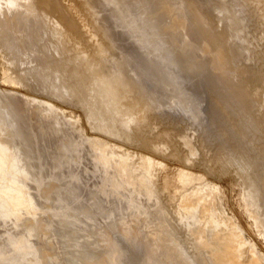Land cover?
<instances>
[{"label":"rangeland","instance_id":"1","mask_svg":"<svg viewBox=\"0 0 264 264\" xmlns=\"http://www.w3.org/2000/svg\"><path fill=\"white\" fill-rule=\"evenodd\" d=\"M146 1L0 0L1 264H264V0Z\"/></svg>","mask_w":264,"mask_h":264},{"label":"bare ground","instance_id":"2","mask_svg":"<svg viewBox=\"0 0 264 264\" xmlns=\"http://www.w3.org/2000/svg\"><path fill=\"white\" fill-rule=\"evenodd\" d=\"M139 1H140V0H139ZM147 1H148V0H147ZM147 1H146V2H147ZM141 2H142V1H141ZM141 2H140V4L143 3V2H142V3H141ZM146 2H144V3L147 4L146 6L149 7L150 5H148V3H146ZM149 4H150V3H149ZM134 5L137 6V5H136V2L134 3ZM135 6H134V8H135ZM140 6H141V5H140ZM137 7H138V6H137ZM142 7H143V6H142ZM145 8H146V7H145ZM136 9H138V8H136ZM173 24H174V22H173ZM174 25H175V24H174ZM172 28H173V27H172ZM152 34H153V33H152ZM155 36H156V35H155ZM155 40H156V39H155ZM157 40H158V38H157ZM161 40H162V39H161ZM155 43H157V42H155ZM160 43H161V42H160ZM163 45H164V44H163ZM168 45H169V44H168ZM157 46H158V44L156 45V47H157ZM159 47H160V46H159ZM161 47H162V45H161ZM161 47H160V48H161ZM164 47H165V45H164ZM170 48H171V47H170ZM161 49H162V48H161ZM158 50H160V49H158ZM165 50H166V49H165ZM165 50H164V51H165ZM167 50H168V49H167ZM168 51H169V50H168ZM160 52H162V50H160ZM160 52H159V54H160ZM165 52H166V51H165ZM169 52H170V51H169ZM168 54H169V53H168ZM170 54H171V55H169L170 57H169L168 61L170 62L171 66H172V69H173V71H174V70H176L175 68H176V65H178V64H176V61H175L176 58H175V56L173 57V55H172L173 52L170 53ZM160 55H161V54H160ZM162 55H163V52H162ZM166 57H168V55H166ZM178 60H179V59H178ZM178 60H177V61H178ZM177 63H178V62H177ZM173 71H171L172 74H173ZM174 72H175V71H174ZM176 72H177V71H176ZM175 74H176V73H175ZM119 80H120V79H119ZM123 81H124V80H123ZM144 81H145V80H144ZM97 82H99V81H97ZM105 83H106V81H105ZM124 83H125V82H124ZM117 84H118V83H117ZM129 84H130V83H129ZM113 85H114V84H113ZM122 85H125V84H122ZM119 86H120V85H119ZM119 86H118V87H119ZM124 87H125V86H124ZM124 87H123V89H124ZM113 88H114V87H113ZM115 88H116V87H115ZM112 90H113V89H112ZM125 90H126V89H125ZM113 91L115 92V90H113ZM117 92H118V91H117ZM129 92H130V91H129ZM93 93H94V92H93ZM117 94H118V93H117ZM91 98H92V97H91ZM91 98H90V99H91ZM123 98H124V97H123ZM125 98H126V97H125ZM125 98H124V99H125ZM93 100H94V99H93ZM115 101H116V100H115ZM107 104H108V103H107ZM1 105H2V104H1ZM1 105H0V106H1ZM2 106H3V105H2ZM2 106H1V107H2ZM93 107H94V105H93ZM120 107H121V106H120ZM11 108H12V109H10L11 113H12L13 109L16 110V108H15L14 105H12ZM115 108H116V107H115ZM124 108H125V106H124ZM8 109H9V108H8ZM8 109H7V110H8ZM108 109H109V108H108ZM116 109H118V108H116ZM5 110H6V109H5ZM1 111H2V110H1ZM16 111H17V110H16ZM119 111H121L120 108L118 109V112H119ZM2 112H3V111H2ZM6 112H7V111H5V113H6ZM115 112H116V111H115ZM0 114H1V113H0ZM3 114H4V113H3ZM13 114H14V111H13ZM116 114H117V113H116ZM116 114H115V116H116ZM136 114H137V112L134 111V108H133L132 111H130V117H128V118L132 120V119L135 118V115H136ZM113 115H114V112H113L112 116H113ZM119 115H120V113H119ZM128 115H129V114H128ZM3 116H4V115H3ZM3 116H2V117H3ZM120 116H122V115H120ZM126 116H127V115H126ZM126 116H125V118H126ZM118 117H119V116H118ZM122 117H124V116H122ZM0 118H1V117H0ZM128 118H127V120H128ZM3 119H4V117H3ZM113 119H115V118H113ZM116 119L119 120V118H117V116H116ZM4 120H5V119H4ZM21 120H22V119H21ZM117 120H116V121H117ZM1 121H2V120H1ZM22 122H23V121H22ZM121 123H122V124L124 123V125H125L126 120H125V121L122 120ZM21 126H23V125H21V122H16V126H15V128H14V131H16L15 133H16V136H17V137H18L19 134H20ZM122 128H123V127H122ZM21 132H22V131H21ZM119 132H120V131H119ZM30 133H31V131H30ZM23 134H24V133H23ZM21 137H22V136H21ZM2 146H3V145H2ZM61 146H62V145H61ZM61 146H59V147L61 148ZM59 147H58V149H59ZM62 147H63V146H62ZM1 149H2V148L0 147V150H1ZM5 149H6V147H5ZM58 149H57V151H58ZM3 150H4V149H3ZM11 151H12V150H11ZM62 151H63V149L60 151L59 155L61 154ZM0 152H1V151H0ZM9 152H10V151H9ZM9 152H8V154H9ZM12 152H13V151H12ZM18 152H19V155H18V158H16V163H14V164H15L16 166L25 165L24 162H22V161L24 160V158H22V157H23V156H22L23 154H21V152H20V150H19V147H18ZM58 152H59V151H58ZM2 153H3V152H2ZM2 153H1V154H2ZM4 153L6 154V157H7V156H8L7 152L5 151ZM1 154H0V162H1V161L4 162V161H5L4 158L2 159L1 157H3V155H5V154H3L2 156H1ZM9 156H12V153L9 154ZM7 158H8V157H7ZM10 158H11V157H9V159H10ZM13 158H14V157H13ZM43 158H44V160H45V157H43ZM43 158H42V159H43ZM3 160H4V161H3ZM11 160H12V159H11ZM11 160H9V161L11 162ZM6 161L9 162L8 160H6ZM7 162H5V163H7ZM43 162H44V161H43ZM12 164H13V162H12ZM62 164H64V163H62ZM62 164H61V163H60V164L58 163V165H62ZM116 164H117V163H116ZM4 165H6V164H4ZM56 165H57V163H56ZM56 165H55V166H56ZM11 166H12V165H11ZM11 166H9V167H11ZM62 166H63V165H62ZM1 168H2V167H1ZM1 168H0V170H1ZM13 168H14V165H13ZM57 168H59V166H58ZM2 169H4V168H2ZM53 169H54V168H53ZM60 169H62V168H60ZM26 170H27V169H26ZM59 171H60V170H59ZM54 172H55V170H54ZM0 173H1V172H0ZM64 173L66 174V172H64ZM64 173H63V174H64ZM144 173H145V172H144ZM2 174H3V173H2ZM55 176H56V175H55ZM63 176H64V175H63ZM72 177H73V176H72ZM126 177H127V176H126ZM2 178H4V177H2ZM50 178H51V177H50ZM56 178L59 179L60 177L58 178V176H57ZM66 178H67V177H66ZM69 178H70V177H69ZM89 178H90V177H89ZM20 179H21V178H20ZM63 179H65V178H63ZM5 180H6V179H5ZM10 180H11V179H10ZM13 180L15 181V178H13ZM16 180H17V177H16ZM69 180H70V179H69ZM69 180H68V181H69ZM72 180H73V179H72ZM0 181H1V180H0ZM60 181H61V180H60ZM63 181H64V180H63ZM65 181H66V180H65ZM68 181H66L65 183H67ZM2 183H4V182L2 181ZM5 183H6V182H5ZM5 183H4V185H7V184H8V181H7L6 184H5ZM12 183H13V182H12ZM82 183H83V182H82ZM53 184H54V183H53ZM67 184L70 186V182H68ZM67 184H64V185H65V186H64L65 189H66V185H67ZM71 184H73L72 188L74 189V190H72V188L69 187L70 190L74 191V194H73L74 196L72 195V197L74 198L75 196H77V198H78V197L81 195L83 189H82V187L80 186L79 182H75V184H74L73 182H71ZM8 185H9V184H8ZM58 185H59V184H58ZM58 185H57V186H58ZM62 185H63V183H62ZM68 185H67V187H68ZM0 186H2V185L0 184ZM2 187H3V186H2ZM6 187H7V186H6ZM61 187H62V186H61ZM102 187H103V186H102ZM111 187H112V186H111ZM4 188H5V187H4ZM57 188H58V187H57ZM1 189L3 190V188H1ZM62 189H63V190H62ZM62 189H61V190H62L63 192H65L64 188H62ZM2 190H0V191H2ZM61 190H60V192H61ZM66 190H67V189H66ZM5 191H6V190H5ZM5 191H3V192H4L5 195H6L7 193H6ZM72 191H71V192H72ZM67 192H69V190H68ZM111 192H112V191H111ZM0 193L2 194V192H0ZM10 193H12V192H10ZM90 193H91V192H90ZM90 193H89V194H90ZM60 194H62V197H63L64 194H63V193H60ZM66 194H67V193H66ZM66 194H65V195H66ZM69 194H70V192H69ZM85 194H86V193H85ZM70 195H71V194H70ZM83 195H84V194H83ZM86 195H88V193H87ZM12 196H13V195H12ZM91 196H93V195H91ZM193 196H194V195H193ZM193 196L191 197V199L189 198L190 200L188 199L190 202H191V200L194 198ZM6 197H7V196H6ZM6 197H5V198H6ZM13 197H14V196H13ZM62 197H61V199H62ZM67 197H69V196H67ZM72 197H71V198H72ZM84 197H85V196H84ZM89 197H90V196H89ZM197 197H198V196L196 195L195 198H197ZM64 198H65V197H64ZM195 198H194V199H195ZM8 199H9V201H10V197H8ZM14 199H15V198H14ZM61 199H60V200H61ZM82 199H83V198H82ZM82 199H80V201H81ZM84 199H85V198H84ZM84 199H83V200H84ZM89 199H90V198H88V200H89ZM67 200H69V199H67ZM90 200H91V199H90ZM93 200H95V199H93ZM188 200H187V201H188ZM61 201L63 202V199H62ZM64 201H65V200H64ZM84 201H85V200H84ZM95 201H96V200H95ZM187 201H186V202H187ZM193 201H194V200H193ZM198 201H199V200H198ZM5 202H6V201H5ZM62 202H61V203H62ZM69 202H71V201H68L67 203H69ZM72 202H73V201H72ZM72 202H71L70 205L73 204ZM74 202H76V199H75ZM89 202L91 203V201H89ZM190 202H189V203H190ZM200 202H201V200H200ZM200 202H199V204H200ZM7 203H8V200H7ZM59 203H60V202H58V204H59ZM78 203H79V201H78ZM81 203H82V202H81ZM86 203H87V202H86ZM95 203H96V202H95ZM95 203H94V205H95ZM97 203H98V202H97ZM193 203H195V202H193ZM196 203H197V201H196ZM196 203L194 204L195 206L192 204L195 208L197 207V206H196ZM9 204H10V203H9ZM199 204H198V205H199ZM203 204H204V203H203ZM60 205H61V204H60ZM60 205H59V206H60ZM67 205H69V204H67ZM67 205H66V206H67ZM70 205H69V206H70ZM74 205H75V204H74ZM74 205H73V206H74ZM80 205H81V204H80ZM80 205H79V206H80ZM89 205H90V204H89ZM99 205H100V204H99ZM185 205H186V207H187V204H186V203H185ZM192 205H191V207H192ZM54 206H55V205H54ZM66 206H65V207H66ZM73 206H72V209H71V207H70V209L72 210V211H71L72 213H73ZM76 206H77L76 209H75V207H74V213H75V211H76L77 209H78V210H77L76 212H78V211L81 210L82 213H83V210H82L83 208L81 209V207H80V209H79V208H78V205H76ZM96 206H97V205H95V207H96ZM201 206H202V204H201ZM201 206H200V208L203 207V206H202V207H201ZM62 207L64 208V206H62ZM87 207H88V203H87L86 208H87ZM89 207H90V206H89ZM89 207L87 208V209H88V212H89ZM191 207H190V208H191ZM194 207H193V208H194ZM55 208H56V207H55ZM57 208H58V207H57ZM66 208H67V207H66ZM195 208H194V209H195ZM198 208H199V207H197V209H198ZM64 209H65V208H64ZM84 209H85V208H84ZM92 209H93V208H91V210H92ZM97 209H98V208H97ZM188 209H189V207H188ZM91 210H90V211H91ZM94 210H95V209H94ZM68 211H69V210H68ZM88 212H87V214H88ZM69 213H70V211H69ZM80 213H81V212H80ZM80 213H79V214H80ZM84 213L86 214V209L84 210ZM89 213H90V212H89ZM91 213H93V211H92ZM0 214H1V213H0ZM70 214H71V213H70ZM93 214L95 215V213H93ZM73 215H74V214H73ZM88 215H89V216H90V215L93 216L92 214H88ZM70 217H71V216H70ZM71 218H73V217H71ZM87 218H88V217H87ZM95 218H96V217H94L93 219H95ZM202 220H203V219H202ZM94 221H95V220H94ZM198 221H199V220H198ZM91 222H92V221H91ZM202 224H203V222H202ZM202 224H201V225H202ZM89 225H90V224H89ZM198 225H199V224H198ZM56 226H57V225H56ZM200 230H201V229H200ZM224 241H225V240H224ZM229 241H230V240H229ZM234 242H235V241H234ZM234 242H233V243H234ZM222 244H224V243H222ZM228 244H229V243H228ZM222 246H223V245H222ZM226 246H227V244H226ZM228 246H230V244H229ZM228 246H227V247H228ZM233 247H234V246H233ZM236 247H237V246H235V248H236ZM223 249H224V248H223ZM232 249H233V248H232ZM232 249L230 248V250H232ZM227 250H228V248H227ZM227 250H225V251H227ZM221 251H222V250H221ZM223 251H224V250H223ZM223 251H222V252H223ZM235 251H236V250H235ZM230 252H231V251H230ZM227 253H228V251H227ZM227 253H226V255H227ZM224 254H225V253H224ZM232 254H234V252H232ZM232 254H231V255H232ZM13 255H14V254H13ZM17 255H18V254H17ZM236 255H237V254H236ZM10 256H11V255H10ZM10 256H8V257H10ZM20 256H21V255H20ZM20 256H19V257H20ZM229 256H230V255L228 254L227 257H229ZM11 257H12V256H11ZM16 257H17V256H16ZM36 257H37V256H36ZM222 257L225 259L226 256L224 257V255H223ZM223 258H222V260H223ZM4 259H6V257H5ZM4 259L2 258V260H4ZM7 259H9V258H7ZM215 259L217 260V257H216ZM10 260H11V259H10ZM24 260H25V258H24ZM31 260H32V258H31ZM31 260H29V261L32 262ZM80 260H81V259H80ZM83 260H84V259H83ZM225 260H226V259H225ZM225 260H223V261H225ZM227 260L229 261L228 258H227ZM4 261H5V260H4ZM6 261H7V260H6ZM8 261H9V260H8ZM223 261H222V262H223ZM26 262H27V261H26ZM81 262H82V261H81ZM84 262H85V263H84ZM102 262H103L102 257L96 255V256H93L92 261H85V260H84V261H83V264H101ZM218 262L220 263L219 258H218ZM6 263H7V262H6ZM74 263H75V262H73V264H74ZM219 263H217V264H219ZM223 263H224V262H223ZM225 263H226V261H225ZM230 263H231V262H230ZM0 264H1V263H0ZM10 264H11V263H10ZM71 264H72V263H71ZM226 264H228V263H226Z\"/></svg>","mask_w":264,"mask_h":264}]
</instances>
